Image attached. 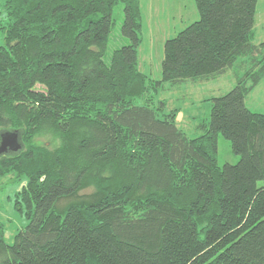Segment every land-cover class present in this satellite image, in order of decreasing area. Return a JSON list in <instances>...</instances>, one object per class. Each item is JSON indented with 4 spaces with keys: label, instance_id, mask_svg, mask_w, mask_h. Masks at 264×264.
<instances>
[{
    "label": "trees",
    "instance_id": "16d2710c",
    "mask_svg": "<svg viewBox=\"0 0 264 264\" xmlns=\"http://www.w3.org/2000/svg\"><path fill=\"white\" fill-rule=\"evenodd\" d=\"M120 3L129 41L108 60ZM195 3L155 79L140 65L141 0H4L0 131L23 148L0 155V177L27 178L29 222L8 243L0 221V264H264V113L246 104L264 77L258 0ZM235 65L198 136L156 100ZM220 135L236 163L219 164Z\"/></svg>",
    "mask_w": 264,
    "mask_h": 264
},
{
    "label": "rangeland",
    "instance_id": "374dc122",
    "mask_svg": "<svg viewBox=\"0 0 264 264\" xmlns=\"http://www.w3.org/2000/svg\"><path fill=\"white\" fill-rule=\"evenodd\" d=\"M143 10L144 41L140 47L139 58L142 70L150 77H162L161 63L164 57V43L174 37L191 22L199 19L195 0H141ZM4 0H0V25H7ZM116 26L113 27L107 59L117 47L128 43L122 35L124 5L114 9ZM264 41V0H258L255 40ZM5 44V35L0 28V45ZM238 65L230 67L225 73L208 80L185 82L179 85L165 83L158 91L156 100H165L167 110L176 109L177 124L189 137L200 135L198 125L210 118L212 97L225 94L237 84L238 75L243 74ZM246 104L254 111L264 113V77L246 96ZM239 156L233 151L231 141L223 135L218 140V162L236 163ZM27 183V178L13 180L12 175L0 177V221L4 223L5 239L13 243L15 234L29 222L25 210L16 207L17 192Z\"/></svg>",
    "mask_w": 264,
    "mask_h": 264
},
{
    "label": "water",
    "instance_id": "95a60500",
    "mask_svg": "<svg viewBox=\"0 0 264 264\" xmlns=\"http://www.w3.org/2000/svg\"><path fill=\"white\" fill-rule=\"evenodd\" d=\"M23 148V142L16 130L0 131V155L17 154Z\"/></svg>",
    "mask_w": 264,
    "mask_h": 264
},
{
    "label": "clouds",
    "instance_id": "9594fccd",
    "mask_svg": "<svg viewBox=\"0 0 264 264\" xmlns=\"http://www.w3.org/2000/svg\"><path fill=\"white\" fill-rule=\"evenodd\" d=\"M55 146L56 147H60L61 146V140L59 138L56 140Z\"/></svg>",
    "mask_w": 264,
    "mask_h": 264
}]
</instances>
